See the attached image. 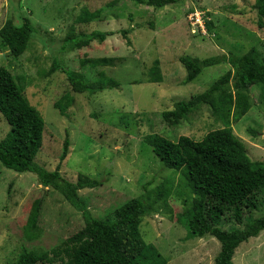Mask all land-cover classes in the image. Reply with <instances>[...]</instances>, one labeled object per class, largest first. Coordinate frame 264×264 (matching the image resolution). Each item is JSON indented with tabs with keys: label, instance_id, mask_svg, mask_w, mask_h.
Returning <instances> with one entry per match:
<instances>
[{
	"label": "rangeland",
	"instance_id": "1",
	"mask_svg": "<svg viewBox=\"0 0 264 264\" xmlns=\"http://www.w3.org/2000/svg\"><path fill=\"white\" fill-rule=\"evenodd\" d=\"M255 0H181L163 7L133 0H0V27L24 16L34 26L30 45L19 57L0 45V66L15 75L24 94L43 115V146L36 161L54 170L60 163L68 135L70 151L61 172L77 181L79 174L102 180L95 188L80 190L92 214L112 218L115 209L139 197L147 189L173 182L168 202H158L156 211L140 226L143 238L155 244L168 264H215L221 249L213 235L188 238L180 218L191 208L193 190L186 168H166L144 141L149 133L177 140L180 135L201 139L211 130L231 126L245 143L251 159L264 161V95L261 85L250 88L252 107L238 121H226L201 106L179 124L171 125L162 112L176 102L208 89L225 73L229 63L206 67L193 81L183 83L187 71L181 55L205 58L218 54H244L255 46L264 55V26H258ZM84 9L99 10L100 17L78 22ZM202 12L201 22L194 13ZM212 23V28L208 24ZM130 29L127 38L121 32ZM114 31L104 42L62 50L70 31L90 33ZM117 57L115 65L91 67L81 61L89 57ZM155 59L160 60L162 82H148ZM54 61L83 73L90 81L99 71L120 82L95 94L72 90L60 69L51 72ZM66 92L74 97L67 114L54 103ZM10 125L0 112V139ZM264 199V193L260 194ZM264 213L246 210L244 223ZM231 212L228 214V217ZM85 224L82 213L52 187H44L30 171L17 172L0 162V264H13L24 250L49 251L61 245ZM225 228L242 227L224 220ZM235 264H264V231L240 244ZM55 264H61L56 260Z\"/></svg>",
	"mask_w": 264,
	"mask_h": 264
},
{
	"label": "trees",
	"instance_id": "2",
	"mask_svg": "<svg viewBox=\"0 0 264 264\" xmlns=\"http://www.w3.org/2000/svg\"><path fill=\"white\" fill-rule=\"evenodd\" d=\"M136 4L147 3L154 7L176 4L181 0H133ZM258 26H264V0H255ZM99 10L84 9L78 22H91L100 17ZM212 28V23L208 24ZM34 26L28 16L21 23L7 19L0 27V45L19 57L27 51L33 37ZM127 38L130 29L121 30ZM114 31L94 30L90 33L70 31L64 38L62 50L88 46L93 41L104 42ZM187 74L183 83L193 81L206 67L229 63L234 72H228L215 80L211 86L189 99L176 102L170 110L162 112L165 122L176 125L203 105L212 108L213 114L226 121H238L252 107L250 88L261 85L264 95V55L255 46L244 54H218L205 58L188 54L180 56ZM117 57H89L81 61L91 67L115 65ZM60 69L67 75L72 90L95 94L107 88L120 86V82L98 72V78L90 81L83 73L66 68L54 61L51 72ZM164 80L160 60L155 59L149 69L147 81L158 83ZM74 97L66 92L54 106L65 115ZM0 112L4 115L10 130L0 139V162L17 172L35 173L44 187H52L82 213L85 224L68 237L61 245L49 251H22L13 264H168L158 247L147 242L141 233L142 219L156 211L158 202L166 203L173 193V182L159 185L154 196L146 189L139 197L127 200L115 209L112 218L100 219L90 211L80 190L95 188L101 179L79 174L77 181L67 179L61 172L62 161L70 151L67 135L60 156V163L54 170L47 169L36 161L43 146L45 119L30 103L15 75L6 66H0ZM230 122V121H229ZM156 156L166 168L188 171L189 184L193 190L191 208L180 218L188 230L187 237L215 236L221 249L215 264H235L234 255L241 243L264 231V213L244 223L246 210H258L264 203V161L253 160L244 141L234 133L231 126L217 128L201 139L180 135L172 140L160 133L144 136ZM231 215L228 217V214ZM224 220L235 221L240 226L225 228Z\"/></svg>",
	"mask_w": 264,
	"mask_h": 264
},
{
	"label": "built area",
	"instance_id": "3",
	"mask_svg": "<svg viewBox=\"0 0 264 264\" xmlns=\"http://www.w3.org/2000/svg\"><path fill=\"white\" fill-rule=\"evenodd\" d=\"M194 16H196L197 22H201L202 12H196V13H194Z\"/></svg>",
	"mask_w": 264,
	"mask_h": 264
}]
</instances>
